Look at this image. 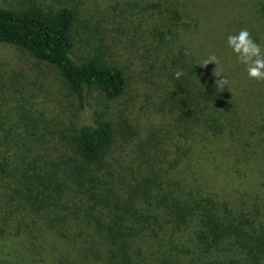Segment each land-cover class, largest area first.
Instances as JSON below:
<instances>
[{
  "label": "trees",
  "instance_id": "1",
  "mask_svg": "<svg viewBox=\"0 0 264 264\" xmlns=\"http://www.w3.org/2000/svg\"><path fill=\"white\" fill-rule=\"evenodd\" d=\"M76 20L63 2L0 6V42L53 67L86 111L83 122L60 126L0 91V264H264L261 177L231 199L203 174L221 171L205 165L223 151L230 170L251 154L264 167V119L248 131L196 76L183 90L186 114L175 118L182 131L170 136L177 148L154 134L149 149L135 145L119 123L84 106L86 89L115 99L126 81L100 47L76 60Z\"/></svg>",
  "mask_w": 264,
  "mask_h": 264
},
{
  "label": "rangeland",
  "instance_id": "2",
  "mask_svg": "<svg viewBox=\"0 0 264 264\" xmlns=\"http://www.w3.org/2000/svg\"><path fill=\"white\" fill-rule=\"evenodd\" d=\"M46 1L63 2L77 11L72 53L76 60L100 47L105 59L122 70L126 87L120 96L107 99L95 88L86 89L84 106L87 111H102L119 123L128 137L137 138L135 145L144 141V147L149 149L154 134L158 138L165 136L164 147L171 146L174 151L177 147L170 136L175 140L176 132L182 131L175 118L181 108L182 113L187 111L182 102L183 90L192 86L196 76L209 79L216 87V80L224 78L214 76L216 68L228 84L222 90L215 89L231 104L237 121L244 123L248 131H257L256 126L264 119V82L248 77L246 66L227 44L228 35L246 28L264 50V0ZM19 5L20 0H0L1 7ZM213 54L220 63L204 66ZM178 71L182 72L179 78ZM0 91H7L14 98L25 97L32 111L60 126L79 124L86 113L79 109L76 97L53 67L1 42ZM247 136L252 143L245 148L252 152L255 139ZM207 145L205 141L197 148ZM221 153L213 163L205 165L208 171L213 169L211 164L221 171H203L219 195L237 198L239 192L253 190L258 177L264 182V167L255 164L253 154L247 160L242 157L245 163L234 171L228 166L229 153ZM258 159L264 162V153Z\"/></svg>",
  "mask_w": 264,
  "mask_h": 264
},
{
  "label": "clouds",
  "instance_id": "3",
  "mask_svg": "<svg viewBox=\"0 0 264 264\" xmlns=\"http://www.w3.org/2000/svg\"><path fill=\"white\" fill-rule=\"evenodd\" d=\"M227 44L231 48L232 52L237 56L240 63L246 66L247 75L250 79L257 82H264V50L254 40L248 29H241L237 34H230L227 37ZM209 63L218 65L220 63L216 55H210L205 61L204 66ZM214 76L220 77L223 75V79L216 80V88L224 89L228 84V80L224 74L217 68L214 71ZM182 75V72L176 73L177 78Z\"/></svg>",
  "mask_w": 264,
  "mask_h": 264
}]
</instances>
